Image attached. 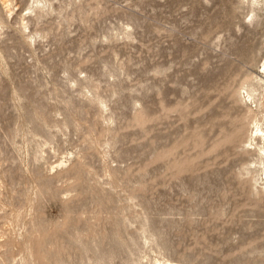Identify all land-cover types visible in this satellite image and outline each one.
<instances>
[{"label":"rangeland","instance_id":"obj_1","mask_svg":"<svg viewBox=\"0 0 264 264\" xmlns=\"http://www.w3.org/2000/svg\"><path fill=\"white\" fill-rule=\"evenodd\" d=\"M252 10L0 0V264H264Z\"/></svg>","mask_w":264,"mask_h":264},{"label":"bare ground","instance_id":"obj_2","mask_svg":"<svg viewBox=\"0 0 264 264\" xmlns=\"http://www.w3.org/2000/svg\"><path fill=\"white\" fill-rule=\"evenodd\" d=\"M248 3L250 5V7L253 10H255V9H258V8H260V7H262L264 5V0H248ZM253 10H252V12H253ZM10 12H12V11L9 9V13ZM254 17H251V20H253ZM1 26H2V24L0 23V27ZM263 67H264V64H263ZM263 81H264V79L262 77H257L256 83L258 85H260V86L258 88L251 87L250 89H248L246 87L247 88L246 94H247V98L253 104H255V107L259 111L258 114L263 113V115H262L261 118H258L257 117L258 115H255V117H254V127L252 129L251 137L250 138L254 142L257 141L256 146L254 148V151H256L257 154L259 155V165H261L260 171H262V173L264 175V112H261L260 111V108H264V85H262V82ZM258 92H259V98L257 96V93ZM249 111L252 112L253 114L255 113L251 106L249 107ZM261 179L263 180V177H261ZM167 264H176V263L175 262H168Z\"/></svg>","mask_w":264,"mask_h":264}]
</instances>
